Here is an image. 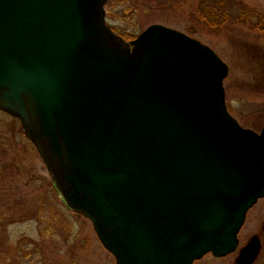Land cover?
Returning a JSON list of instances; mask_svg holds the SVG:
<instances>
[{
    "label": "water",
    "instance_id": "water-1",
    "mask_svg": "<svg viewBox=\"0 0 264 264\" xmlns=\"http://www.w3.org/2000/svg\"><path fill=\"white\" fill-rule=\"evenodd\" d=\"M107 1L0 0V111L116 264L224 258L264 199V127L230 115L212 49L162 25L125 41Z\"/></svg>",
    "mask_w": 264,
    "mask_h": 264
},
{
    "label": "rangeland",
    "instance_id": "rangeland-1",
    "mask_svg": "<svg viewBox=\"0 0 264 264\" xmlns=\"http://www.w3.org/2000/svg\"><path fill=\"white\" fill-rule=\"evenodd\" d=\"M208 0H108L106 23L129 41L151 25L179 31L212 49L228 66L225 103L243 128L264 127V76L256 57H264V31L249 25L209 26L198 20ZM264 15V0H236ZM263 107V105H262ZM257 236L264 264V199L247 214L239 246ZM238 251L217 259L206 255L194 264H236ZM0 264H116L99 242L91 222L72 212L52 182L21 124L0 112Z\"/></svg>",
    "mask_w": 264,
    "mask_h": 264
},
{
    "label": "trees",
    "instance_id": "trees-1",
    "mask_svg": "<svg viewBox=\"0 0 264 264\" xmlns=\"http://www.w3.org/2000/svg\"><path fill=\"white\" fill-rule=\"evenodd\" d=\"M198 20L209 26L221 27L225 24L249 25L253 29L264 31V15L253 12L236 0H208L199 4L197 9ZM259 63L264 75V57L254 60ZM259 85H263L264 76ZM263 105V107H262ZM257 106L258 111L264 113V102Z\"/></svg>",
    "mask_w": 264,
    "mask_h": 264
},
{
    "label": "flooded vegetation",
    "instance_id": "flooded-vegetation-1",
    "mask_svg": "<svg viewBox=\"0 0 264 264\" xmlns=\"http://www.w3.org/2000/svg\"><path fill=\"white\" fill-rule=\"evenodd\" d=\"M236 264H238V263H237V259H236Z\"/></svg>",
    "mask_w": 264,
    "mask_h": 264
}]
</instances>
